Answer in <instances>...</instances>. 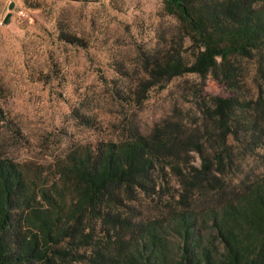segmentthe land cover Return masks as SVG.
<instances>
[{"label":"rangeland","instance_id":"obj_1","mask_svg":"<svg viewBox=\"0 0 264 264\" xmlns=\"http://www.w3.org/2000/svg\"><path fill=\"white\" fill-rule=\"evenodd\" d=\"M8 13L9 22L0 20V155L22 164L37 190L57 182L67 153L146 135L163 121L200 140L208 158L223 148L222 130L207 114L213 97L233 95L221 81L188 73L151 83L155 61L192 57L163 0H17ZM242 64L243 89L234 96L243 107L229 121L224 169L213 165L225 184H252L264 175V115L252 109L264 71L257 57ZM183 145L187 153L179 147L176 156L181 172L157 169V193L129 202L137 218L163 225L171 212L193 210L206 240L214 236L207 213L216 200L184 189L188 176L181 174L200 167L201 153L194 143ZM168 238L176 248V232Z\"/></svg>","mask_w":264,"mask_h":264},{"label":"trees","instance_id":"obj_2","mask_svg":"<svg viewBox=\"0 0 264 264\" xmlns=\"http://www.w3.org/2000/svg\"><path fill=\"white\" fill-rule=\"evenodd\" d=\"M163 3L190 41L192 57L178 53L155 61L151 83L188 73L221 81L233 95L213 97L207 114L222 130V149L229 148V121L243 107L234 96L243 89L242 60L257 57L264 71V0ZM258 89L252 109L264 115V90ZM181 127L163 121L146 135L73 150L58 165L57 182L39 190L22 164L0 155V264H264V175L252 184H225L213 173L214 163L225 167L224 150L206 157L200 140L183 138ZM190 142L201 165L181 174L189 177L184 189L211 192L216 200L207 213L214 236L206 240L193 210L171 212L163 225L137 218L129 202L157 193V169L180 173L176 156L179 147L187 153L183 144Z\"/></svg>","mask_w":264,"mask_h":264},{"label":"crops","instance_id":"obj_3","mask_svg":"<svg viewBox=\"0 0 264 264\" xmlns=\"http://www.w3.org/2000/svg\"><path fill=\"white\" fill-rule=\"evenodd\" d=\"M17 0H0V20H2L5 15L10 12V4H16Z\"/></svg>","mask_w":264,"mask_h":264},{"label":"water","instance_id":"obj_4","mask_svg":"<svg viewBox=\"0 0 264 264\" xmlns=\"http://www.w3.org/2000/svg\"><path fill=\"white\" fill-rule=\"evenodd\" d=\"M12 7H13V3L10 4L9 8L11 9ZM10 17H11V13H7V14L5 15L4 19H3V22H4V23L9 22Z\"/></svg>","mask_w":264,"mask_h":264},{"label":"built area","instance_id":"obj_5","mask_svg":"<svg viewBox=\"0 0 264 264\" xmlns=\"http://www.w3.org/2000/svg\"><path fill=\"white\" fill-rule=\"evenodd\" d=\"M19 13L22 15L23 14V12H21L20 10H19Z\"/></svg>","mask_w":264,"mask_h":264}]
</instances>
